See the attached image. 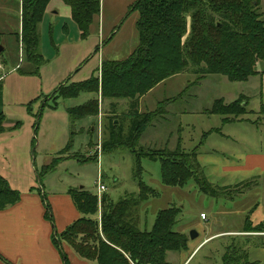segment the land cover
I'll list each match as a JSON object with an SVG mask.
<instances>
[{
    "label": "rangeland",
    "instance_id": "rangeland-1",
    "mask_svg": "<svg viewBox=\"0 0 264 264\" xmlns=\"http://www.w3.org/2000/svg\"><path fill=\"white\" fill-rule=\"evenodd\" d=\"M61 2L63 3L62 0ZM19 4L21 5V0H0V46L3 47L0 52V79L5 74L0 101L5 123L15 132L9 135L12 138L11 145L0 147V153H3V149L12 152V155L5 157L12 188L25 192L42 185L48 192L68 187L79 190L83 186L85 190L95 194L97 199L100 198L99 215L103 193L113 201L129 193L136 194L139 190L137 179H140L157 192V196L150 197L141 206L140 229L149 230L159 210L172 206L180 208L172 229L188 236V247L182 251H168L166 260L169 264H182L208 235L237 229L248 209L249 201L252 200L248 196L240 201V194L248 189L229 187L217 200L202 193L193 179L184 187L167 186L161 182L160 160L143 154H158L176 148L187 153L196 151L199 153L197 162L206 178L211 173V168L204 165L208 149L244 153L264 150V111L261 109L263 94L260 79L251 77L247 81L232 82L220 74L201 76L188 67L183 73L161 81L139 98L138 111L154 112L155 115L138 138L126 145L117 142L114 148L103 152L102 145L107 138L105 123L113 118L115 122L120 120L124 126V115L128 112L127 100L103 99L101 91H83L74 98L58 99L59 108L55 112L56 109L49 107L53 103L49 96L62 83H85L93 78L101 83V64L104 60H123L136 49L138 35L135 24L138 13L132 11L123 22L127 15L122 11L124 6L112 9L104 4V23L108 24L114 18H118L119 24L122 22L114 40L109 42L107 34L103 33L99 43L96 41L98 45L93 47V41L84 38L80 41V46H63L58 54L60 57L57 58L52 57L57 54L59 36L66 34V31L61 30L63 21L58 19L55 25H49L43 19L42 25H39V50L44 60L39 67V76L24 77L19 75L17 69H13L16 66L23 70L33 67L25 57L20 36L17 37L21 28ZM258 11L259 18L264 20L263 0ZM65 24L73 31L69 24ZM92 49L99 51L97 56L87 58ZM260 65L258 63V68ZM78 68L80 69L77 71ZM99 86L101 88V84ZM238 98L246 101L247 111L239 118L225 122L223 115L212 112L217 99H221L223 103H231ZM30 101L32 110L28 112L27 103ZM46 102L48 106L43 107ZM90 102L94 103L93 107ZM88 103L95 113L87 114L72 123L66 111L60 108L87 106ZM1 154L0 162L3 163ZM54 160L57 163L52 165L53 168L43 171V167L52 164ZM137 163L140 167L138 176ZM98 179L106 187V191L100 195L97 193ZM201 213L206 217L201 218ZM192 230L198 234L194 239L189 236ZM230 234L233 233L215 236L202 243L185 264H223L225 247L232 242H240L244 237ZM262 255L264 257L263 251L260 257Z\"/></svg>",
    "mask_w": 264,
    "mask_h": 264
},
{
    "label": "trees",
    "instance_id": "trees-1",
    "mask_svg": "<svg viewBox=\"0 0 264 264\" xmlns=\"http://www.w3.org/2000/svg\"><path fill=\"white\" fill-rule=\"evenodd\" d=\"M62 1L70 7L81 38H86L94 17L100 13V0ZM48 2L21 0V28L17 37L20 36L25 57L33 67L28 70L17 68L20 75L39 76L44 57L39 51L37 26ZM260 3L261 0H136L127 12L138 13L136 49L123 60H104L101 83L93 78L85 83L60 84L49 96L53 100L49 107L56 109L58 99L74 98L83 91H101L103 99H126L128 112L124 115V126L113 118L105 123L107 138L102 145L103 152L114 148L117 142L125 145L134 142L155 115L154 112H139L138 100L166 78L183 73L188 67L201 76L220 74L232 82L264 75V20L259 18ZM31 102L27 104L28 111L31 110ZM245 105L242 98L231 103L217 99L212 112L223 115L224 121L229 122L247 113ZM45 106H48L47 102L43 104ZM261 109L264 111L263 104ZM66 112L72 123L87 114H94L95 110L88 103L87 106L67 107ZM4 124L5 115L0 112V133L5 130ZM143 156L160 160L164 185L184 187L193 179L202 193L218 195L219 189L204 177L196 151L187 153L176 148L158 154L147 152ZM56 163L54 160L44 166L43 171L52 169ZM139 169L137 163L136 175ZM137 184L139 190L136 194H126L117 201L103 193L99 219L96 218L97 196L84 189L70 188L68 193L82 217L67 226L58 235V240L66 241L80 258L96 264H129L128 259L135 263L169 264L166 260L168 251H182L188 247V236L172 229L180 208L172 206L159 210L151 228L140 229L141 205L150 197L157 196V192L140 179H137ZM19 200L20 192L11 188L0 175V210ZM45 208V216L50 219L48 203ZM245 229V232H264V224L252 226L248 222ZM58 240L54 237L55 244ZM247 256L243 244L232 242L225 247L222 262L247 264ZM0 261L9 264L1 255ZM64 264H68L66 258Z\"/></svg>",
    "mask_w": 264,
    "mask_h": 264
},
{
    "label": "crops",
    "instance_id": "crops-1",
    "mask_svg": "<svg viewBox=\"0 0 264 264\" xmlns=\"http://www.w3.org/2000/svg\"><path fill=\"white\" fill-rule=\"evenodd\" d=\"M135 1L136 0H100V13L94 17L89 27V35L85 39L92 40L93 47L98 45L96 41L99 43L103 33L105 35L107 34V38L110 39H108L109 42L114 40L120 31L122 22L119 24L118 18H114L112 21L108 19V24H105L103 21L104 4H108L112 9L114 7L124 6L122 11L124 10V12L127 13L129 7L134 4ZM63 3L61 0H49L43 18L37 26L40 46L39 25H42L43 19L49 25L54 24L58 19H61V22L63 21L61 30L66 31V34L59 36L57 41L58 47H56L57 54L55 53L52 58L60 57L58 54L63 46L73 45L77 47L80 46V41L83 40L80 36L78 27L72 20L70 7ZM19 7L21 8L20 4ZM47 14H49V16ZM127 16L128 13L123 18V22L126 20ZM60 23L57 25L60 26ZM65 23L69 24V28L73 31H70ZM102 28L103 31H101ZM98 52L99 51L95 52L94 49H92L89 52L90 56L87 55V58H95ZM17 68L19 67L16 66L13 69L15 70ZM79 69L80 68H78L77 71ZM10 72L11 70L8 74ZM76 74L77 73H75V75ZM21 76L29 77L25 75ZM252 77H258L260 79L263 94L262 104L264 106V75H255ZM4 81L5 74L2 78V89ZM1 106L2 102L0 101V112L4 114ZM58 108L59 107L56 108L55 112ZM60 108L66 111L67 107ZM31 119L30 125L32 123ZM4 126L5 131L0 133V147L6 148L7 145H11L12 138L9 135L15 132L12 130L13 128L7 126L6 123ZM208 152V157L204 165L211 168V173L209 176H206V180L212 186L219 189L218 195L216 197H211L219 200L220 195L222 196L224 190L227 188L243 187L242 190L248 189V191L240 194V201L248 196L252 198V200L249 201L248 209L239 221L237 229L225 230V232L219 231L208 235L192 250L190 256L182 264L187 262L202 243L215 236L228 233H233L230 234L232 236H244L240 243L243 244L247 250V264H261L262 261H264L263 255L260 257L262 251L264 254V232H245V225L248 222L251 223L252 226L260 223L264 224V150L244 153L239 151L221 152L211 148L208 149ZM1 155V159H4V162H0V175L8 181L12 188L10 181L11 174L6 171L8 164L5 159L6 155H12V152L10 150L7 152L3 149ZM202 168H204V166H202ZM70 188L71 187L62 190H49L46 192L44 186L40 185L38 188H32L31 190L27 189L25 192L21 190L20 200L17 203L4 210H0V255L7 260L9 264H64V258L67 259L68 264H96L95 261H88L80 258L66 241L61 239L58 240V235L64 231L67 226L82 217L68 193ZM80 189L85 190L83 186H81ZM221 191H223L222 194ZM46 203L49 204L50 219L45 216ZM54 237L58 240L57 244L54 242ZM251 254H253L252 258L250 257ZM0 264H3V262L0 261Z\"/></svg>",
    "mask_w": 264,
    "mask_h": 264
},
{
    "label": "built area",
    "instance_id": "built-area-1",
    "mask_svg": "<svg viewBox=\"0 0 264 264\" xmlns=\"http://www.w3.org/2000/svg\"><path fill=\"white\" fill-rule=\"evenodd\" d=\"M0 67H1V65H0ZM105 191H106V187H105V185H104L103 183H101L100 180L98 179V180H97V193L100 195V194H102V193L105 192ZM98 200H100V198H98ZM200 217H201V218H204V217H205L204 213H201ZM97 218H98V219L100 218V214L98 215ZM128 260H129V264H150V263H147V262H143V263H135V262H133V261L130 260V259H128Z\"/></svg>",
    "mask_w": 264,
    "mask_h": 264
},
{
    "label": "water",
    "instance_id": "water-1",
    "mask_svg": "<svg viewBox=\"0 0 264 264\" xmlns=\"http://www.w3.org/2000/svg\"><path fill=\"white\" fill-rule=\"evenodd\" d=\"M2 49H3V47L0 46V52L2 51ZM189 236H190V239H194L197 237V233L194 230H192V231H190Z\"/></svg>",
    "mask_w": 264,
    "mask_h": 264
}]
</instances>
